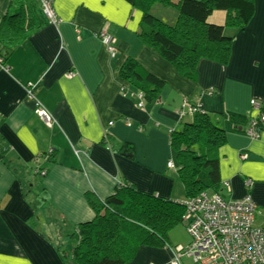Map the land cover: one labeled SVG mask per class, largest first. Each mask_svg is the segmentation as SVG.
I'll return each mask as SVG.
<instances>
[{"label": "crops", "instance_id": "obj_1", "mask_svg": "<svg viewBox=\"0 0 264 264\" xmlns=\"http://www.w3.org/2000/svg\"><path fill=\"white\" fill-rule=\"evenodd\" d=\"M11 1L0 0V28ZM36 1L45 24L0 63V264H72L77 227L95 217L89 194L104 201L128 183L182 200L173 196L168 146L158 153L151 141L157 131L169 144L170 131L189 118L182 115L190 101L216 121L225 112L256 117L253 100L264 112V0H255L243 30H226L235 37L230 63L203 59L195 80L138 37L142 14L134 0H52L55 21ZM103 31L116 39L115 56L95 36ZM129 58L166 82L142 108L140 89L121 73ZM29 83L55 118L51 129L27 97ZM244 128L229 132L219 150L222 195H250L264 211V125L257 138ZM169 245L143 247L129 264H170L180 246Z\"/></svg>", "mask_w": 264, "mask_h": 264}, {"label": "trees", "instance_id": "obj_2", "mask_svg": "<svg viewBox=\"0 0 264 264\" xmlns=\"http://www.w3.org/2000/svg\"><path fill=\"white\" fill-rule=\"evenodd\" d=\"M133 4L142 14L138 37L155 47L190 80L197 78L198 65L203 59L223 66L230 63L235 37L226 34V30H243L256 13L255 0H179L177 20L170 24L151 12L156 4L173 6V0H134ZM37 6L36 0L11 1L0 28L2 64L45 24L43 15L36 11ZM217 11L225 13L222 25L209 22ZM121 73L148 101L157 98L166 85L134 58L124 62ZM190 103L192 111L187 108L182 115L189 118L182 127L169 133L178 177L186 198L205 191L222 195L219 150L226 144L229 132L244 127L245 132L252 126V118L225 112L216 121L200 105ZM263 125L258 126L259 131ZM120 151L129 154L128 145H123ZM88 201L95 217L77 227L79 240L70 253L72 264H129L143 247L169 248V233L182 222L184 215L182 200L147 193L128 183L118 185L115 193L104 201L91 194Z\"/></svg>", "mask_w": 264, "mask_h": 264}, {"label": "built area", "instance_id": "obj_3", "mask_svg": "<svg viewBox=\"0 0 264 264\" xmlns=\"http://www.w3.org/2000/svg\"><path fill=\"white\" fill-rule=\"evenodd\" d=\"M40 1L46 16L57 20L51 9L52 0ZM95 36L112 56L116 55V39L112 34L103 31ZM74 75L73 72L68 74L69 77ZM36 86L32 83L25 86L27 97L34 102L38 118L51 129L55 118L35 96ZM137 97L142 108L144 94L140 92ZM251 105L257 116L252 118V126L246 129V134L257 138L260 135L258 126L264 123V112L260 102L253 100ZM189 108L192 111V106ZM126 123L131 125L128 121ZM168 167L176 169L172 160L168 162ZM223 187L228 189L230 184L225 183ZM182 205V222L186 224L192 241L185 248L180 246L174 249L170 264H185L184 257L191 260L190 264H264V227L256 226L258 206L250 195L227 199L221 194L205 191L182 200Z\"/></svg>", "mask_w": 264, "mask_h": 264}, {"label": "rangeland", "instance_id": "obj_4", "mask_svg": "<svg viewBox=\"0 0 264 264\" xmlns=\"http://www.w3.org/2000/svg\"><path fill=\"white\" fill-rule=\"evenodd\" d=\"M179 0H173L174 5L172 6H163L161 4H156L152 9V14L157 16L158 18L164 20L165 22H168L170 24H174L178 17V7L176 4ZM221 15L220 12H216L214 16H211L209 19L210 23L214 24H220L217 23L219 21V16ZM156 131V130H155ZM158 131H160L158 129ZM157 134H154V137L151 141V146L153 149L157 150L158 153L161 152L163 146H168L169 154L167 160H172L177 167V160H176V154L172 150V148L168 144V139H165V137L161 134L162 132H157ZM163 137V139H162ZM176 170V169H175ZM174 170V171H175ZM166 171V169H165ZM164 171V172H165ZM169 170V176L174 178L173 182V196L175 198H180L182 200L186 199V192L183 183L179 179L177 172H174ZM256 226L258 227H264V211H257L256 214ZM192 241L191 236L189 235L187 231L186 224L181 222L179 225H177L170 233L168 237V242L171 244L173 248L176 246L181 247H187L190 242ZM184 263L190 264V259H183Z\"/></svg>", "mask_w": 264, "mask_h": 264}, {"label": "water", "instance_id": "obj_5", "mask_svg": "<svg viewBox=\"0 0 264 264\" xmlns=\"http://www.w3.org/2000/svg\"><path fill=\"white\" fill-rule=\"evenodd\" d=\"M131 156V155H130ZM132 157V156H131Z\"/></svg>", "mask_w": 264, "mask_h": 264}]
</instances>
